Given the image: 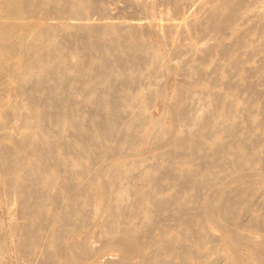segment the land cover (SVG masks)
<instances>
[{
	"label": "bare ground",
	"instance_id": "obj_1",
	"mask_svg": "<svg viewBox=\"0 0 264 264\" xmlns=\"http://www.w3.org/2000/svg\"><path fill=\"white\" fill-rule=\"evenodd\" d=\"M39 2L31 23L0 18V264H264V213L237 207L248 194L220 174L242 179L264 153V0H158L171 10L158 22ZM147 141L160 148L150 163L122 159V143ZM96 189L112 212L85 221ZM251 191L264 203V185ZM96 222L107 231H84ZM206 238L231 253L212 258Z\"/></svg>",
	"mask_w": 264,
	"mask_h": 264
},
{
	"label": "rangeland",
	"instance_id": "obj_2",
	"mask_svg": "<svg viewBox=\"0 0 264 264\" xmlns=\"http://www.w3.org/2000/svg\"><path fill=\"white\" fill-rule=\"evenodd\" d=\"M40 1L41 2H39L38 0H36V1L35 0H29V1L28 0H8V1L0 0V18L2 16H4V14L6 13L5 16H4L5 18L7 16L11 17L13 15L12 18L9 17L11 20H18V19L21 20L22 19V21L23 20L26 21V19H23L24 16H22V15L28 16V18H27L28 21L31 19V16H33L34 18L37 19L36 14H35V16H34V14H32V15L30 14V16H29V13L33 12L32 7H35V4H37L38 2L40 4L43 1L45 2V0H40ZM65 1L67 2V0H65ZM65 1L64 0H62V1L59 0V2H60L59 4H62ZM71 1H73V0H71ZM71 1L68 0V2H71ZM132 1H134V0H132ZM132 1L131 0H90V4L93 5V8L89 11V13H87V12L85 13V11H83V13H82V11H80L78 13L76 11L75 7H73L74 4L69 3L70 7H68L69 10L67 11L66 15H67V18L68 17H75V16L76 17H80L81 16V17L90 18L92 16V18L105 17L108 20L116 21L120 17L122 19H125V18H128V17H132V16H135V15H140L141 14V15H147L150 18L155 19L156 22H158V17L160 18L163 15L165 16V11L168 13V10H169L168 14H170V11H171L169 6H167V5L166 6L159 5L158 4V0H142L143 3L147 2L146 5L148 6L147 9H144L143 12H142V8L140 6H137L138 3L135 2V3H137V5H134L135 3L132 4L131 3ZM23 2H24V4L26 3L25 6H23L24 5ZM35 2H37V3H35ZM17 4H19L20 6L17 5ZM29 4H30V6H29ZM21 6L25 7L24 8L25 11L21 9L23 13L20 10ZM26 6H28V7L26 8ZM17 7L19 8V10L17 9ZM30 7H31L32 11L30 10ZM140 8H141V10H140ZM26 9H28V10H26ZM16 10H18V11H16ZM9 11L12 14H9ZM28 11H30V12L28 13ZM13 12H15V14H17V12H19V14H17L18 18H17V16L14 15ZM112 12H113V14H112ZM162 13H164V14H162ZM19 15L22 16V18ZM52 15L49 16V13H44V21L47 22L46 20H48L47 23H49L50 19L52 20V18H50ZM13 17H14V19H13ZM33 17L31 19V21L34 19ZM47 17H48V19H47ZM31 21H29V22L31 23ZM156 28H157V30H160V27L158 25H157ZM66 44H65V50H67L69 48L68 51H69V53L71 52L69 57H71L73 59H75V58H80L81 59V56L80 57H76V55H78L77 51H78V53L79 52L82 53L81 52L82 49H80V47H81L80 43H79L80 46L76 45L78 48L77 47L72 48L73 46H75L74 42L73 43L70 42V43H66ZM74 50H76V52H74ZM75 53H76V55H75ZM163 80H165L166 84H167V82L170 83L172 81L171 78L169 79L167 77H165ZM86 86H87V84H86ZM77 87H78V85L75 87L77 92H78V94L76 93L77 95H75V96H76V98L78 97V101L81 102V100H82V102H83V99H85V98L87 100L88 99V95L85 93V91H86L85 88L83 89V88L80 87V88L77 89ZM170 87L167 86L165 88V90L167 92H169V94L171 93ZM76 90H75V92H76ZM94 93L98 94L99 91L97 90ZM12 94L13 93H10V95H12ZM39 95L42 96V95H44V93L41 92V94H39ZM90 98H92V97H90ZM153 99H154V101H153ZM153 99H152V101H153L154 104L151 103V104H153V107H151L150 106L151 104H149L150 108H152V109L149 108L147 111L149 112L150 116L153 117V119H154V118L158 117V114H159V117L161 116L160 113H162V112H161L160 109H162V110L164 109L161 106L165 107V103H164V100L161 99V98L157 97V98H153ZM87 102H88V104H86V102L80 103L81 108H82V109H80V111H81L80 113H81V115H83V114L85 115V116L83 115V118L86 121L89 118L87 116H90L92 114L93 110H94V105H93L94 103H89L90 101H87ZM82 104H84V105H82ZM149 110H152V111H149ZM91 116H90V118H91ZM263 118H264V116H263ZM95 129L96 128H94V131H95ZM152 129L153 128H150V130H152ZM21 131L20 132L22 134L26 132L25 130H21ZM129 145H131V146H129ZM121 147H122L123 150H125L124 154H128L122 159H124V160L125 159H127V160H129V159H139V160L142 161V163H145V164L150 163L151 160H152V156L156 155L155 153L160 150V148H156L155 146H153L151 141L141 142V143L137 142V143H134V144H127L126 142H124V143L121 144ZM90 160H91V158H84L83 161H84V163L85 162L88 163ZM107 161H109V160H106V163H107ZM160 161L165 162V159L160 158ZM248 163H249V165L253 164L250 160L248 161ZM254 164H255L254 165L255 168H254L253 171L251 169L250 170H245V172L242 171V173L244 174L242 179L238 178V174H240L241 171H238V174L237 173H233L231 168H229L228 170L221 171L220 174L228 172L230 174V176L228 177V180H231V182H230L231 185L233 187L234 186H243L242 189L245 191L246 194H248V200L244 199V201L241 202V203H240L239 198H235L236 202H237V207L240 206V204L241 205H245L247 207V209H249L254 214L261 215V214L264 213V203H261L260 205L255 204L254 202H255V198L256 197H255V194L252 193L251 190L254 189V187H255L256 191H257V190H259V188L261 186L264 185V153L262 154L261 159L259 161L255 162ZM148 171H150V170H148V168H147V173H148ZM234 172H235V170H234ZM99 191H100V189H96L95 195H94V191H93L91 193L92 197L91 198L89 197V199L85 200V203H90V205L92 206L91 210H87L84 213V220L85 221L93 220V219H96V217L98 218L101 214L108 215V214H110L112 212L111 203L108 204V202L104 201L102 196L98 193ZM174 191H175V189H171L170 188V189H168L166 191V193L170 194V193H173ZM180 194L181 195L184 194V196H185L188 193L185 192V191H181ZM229 197H231V196H229ZM263 200H264V198H263ZM4 206H5V189H4L3 184L0 183V220L6 218V216H7L5 214V212L2 211ZM3 225L5 226V223L2 222V227H3ZM132 225H136V221H134L132 223ZM249 226H250L249 222H243L242 226H239V228H241V229L245 228L244 230H249ZM85 227L86 228H85L84 231L85 232L92 231L93 232L92 236H94V235H96V234H98V233H100V232H102L104 230L107 231V228H108V226L106 224L102 223V222H99V223L96 222V223H92V224L87 223V224H85ZM112 227L113 226H110V228H112ZM180 227H182V225H180ZM178 228H179L178 225L175 226L174 227V231H177ZM211 229L217 230V232H218L217 234H219L221 232V230L218 229V226H213V228H211ZM214 246L217 249V252L213 253L212 258H215L216 254H219V253H222V254H224L226 256L231 253L230 249H227V247H224V242L223 241H220V240L212 241L210 238H206L205 248L212 249Z\"/></svg>",
	"mask_w": 264,
	"mask_h": 264
}]
</instances>
